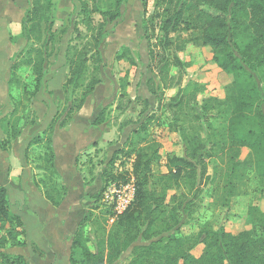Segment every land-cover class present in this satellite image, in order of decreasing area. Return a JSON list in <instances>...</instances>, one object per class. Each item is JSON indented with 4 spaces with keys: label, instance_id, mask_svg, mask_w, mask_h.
Instances as JSON below:
<instances>
[{
    "label": "trees",
    "instance_id": "1",
    "mask_svg": "<svg viewBox=\"0 0 264 264\" xmlns=\"http://www.w3.org/2000/svg\"><path fill=\"white\" fill-rule=\"evenodd\" d=\"M122 3L123 0L81 1L73 32L75 38H81L78 25L83 23L89 35L80 48L71 43L66 48L67 77L62 85L64 106L27 145L26 157L31 147L41 149L33 167L39 171L35 184L53 206H59L67 193L54 164L53 134L56 128L65 126L72 119L99 82L93 78L92 82L83 83L89 63L94 70L102 63L100 43L107 23L120 16ZM160 3L164 4L161 29L165 35L159 45L162 52L155 55L161 64L160 80L165 88L169 87L168 80L173 78L169 74L170 68L183 66L176 52L184 50L186 45L175 43L168 37L169 33L182 28L196 29L198 35L192 40L194 44L208 47L212 60L232 77L223 100H220L229 106L225 137L220 143H214L216 148L206 147L199 134L189 135L179 127L184 155L169 156L166 172L157 176L152 171V163L159 158L158 147L128 142L132 145L129 150L135 156L132 167L135 198L113 221L115 227L111 233L94 232L95 249L87 245L84 227L91 213H85L73 233L69 264H116L127 251L130 259L125 264H264V210L255 206L248 209L250 228L237 233L223 227L215 229L206 222L191 235H163L179 224L181 216H184V224L192 219L194 202L202 193V184L210 179L206 162L215 153L222 157V164L226 166L221 184L216 185L217 191L224 192L226 202L238 193L239 185L247 180L249 173H255L264 181V86L261 93L255 79V75H262L264 71V0H160ZM52 7L53 0H31L22 30V36L30 46L20 62L31 68L35 92L45 79L46 61L53 53ZM92 11L101 16L97 25H94ZM238 40L244 44L239 45ZM18 64L14 62L11 70ZM12 99L9 94V100ZM194 99L195 92L180 95L172 105L178 108L174 113L176 120L183 103ZM207 100L201 102L204 107L209 104ZM215 101L219 102L216 98ZM100 117L99 114L92 123L98 124ZM4 120L5 117H1L4 136L0 139V149L8 150L21 130L13 124L7 127ZM140 128L134 134L138 135ZM242 148L248 151L244 159L240 158ZM146 149L152 152L148 153ZM154 178L159 190L151 188ZM103 187L93 197L108 205L103 201ZM181 188L184 189L181 194L168 195L169 191ZM96 208L97 205L92 207L91 212ZM109 208L111 210V205ZM0 231V264H32L22 254L6 252L10 243L25 245V229L20 215L11 211L7 190L1 183ZM198 245L202 246L201 252L195 256L192 250Z\"/></svg>",
    "mask_w": 264,
    "mask_h": 264
},
{
    "label": "rangeland",
    "instance_id": "2",
    "mask_svg": "<svg viewBox=\"0 0 264 264\" xmlns=\"http://www.w3.org/2000/svg\"><path fill=\"white\" fill-rule=\"evenodd\" d=\"M81 1L87 0H53V53L46 61L45 79L35 92L31 68L20 62L25 58V51L30 46L22 36V30L31 0H0V72L8 73V93L13 98L9 100L8 112L4 114L7 127L13 124V127L22 130L25 125L35 124L38 118L33 102L39 96L52 101L56 111L64 106L63 90L61 97L55 98L48 82L61 65L67 67V46L71 43L80 48L88 40L89 33L83 23L78 25L81 38H75L73 32V24L79 19L77 12ZM163 8L164 4L162 5L160 0H123L120 16L107 23L100 43L101 65L94 70L93 65L89 63L85 73L84 84L92 82L93 78L99 80L86 99L95 100L90 102L95 118L101 115L98 124L92 123L94 127L100 128V133H92L94 136L91 135L90 148L76 158V170L84 176L87 184L93 185L97 178L101 182L85 200V213H91L90 220L84 227L90 249L96 247L95 231L106 234L111 233L115 227L110 221L112 212L109 205L95 201V194L103 186L106 189L111 182L134 178L132 167L135 156L129 150L132 145L128 142L134 141L139 146L150 148L158 147L159 158L152 163V171L157 176L166 172L165 163L169 156L184 155L180 128L189 135L199 134L206 147L216 148L214 143H220L225 137L229 106L220 100H223L232 77L212 60L208 47L194 44L192 40L198 35L196 29L182 28L169 33L168 37L175 43L184 42L186 45L184 50L176 52L183 66L170 68L169 74L173 78L168 80L169 87L165 88L160 80L158 73L161 64L159 57L155 55L162 52L159 45L165 38L161 29ZM92 18L94 25L102 20L96 11H92ZM238 44L242 46L244 42L238 40ZM14 62L19 64L12 71ZM255 79L262 93L264 71L262 75H255ZM194 92V101L183 103L179 113L177 112L179 117L176 120L174 113L178 108L172 105L180 95ZM215 98L219 102L215 101ZM206 99L209 104L204 107L201 102ZM141 125H144V128H140ZM46 126L34 136L40 134ZM139 128V134H134ZM146 151L152 152L150 149ZM40 152L38 146L29 149L27 159L31 161V167L38 162L37 155ZM247 155V149L242 148L240 158L244 159ZM225 170L226 166L222 164V157L218 154L215 153L207 160L206 173L210 179L202 184V193L194 202L192 219L184 224V216H181L179 224L163 235H191L206 222L215 229L223 227L232 233L250 228L248 209L255 206L264 210V181L255 173H249L247 180L239 185L238 193L226 202L224 192L216 189V185L221 184ZM151 188L160 189L156 178L151 182ZM182 191L183 188L171 190L168 195L181 194ZM95 205L98 208L91 212ZM201 248V245L196 246L192 253L198 256ZM17 251L24 252L26 261L48 264L44 260L46 257L42 254L38 256L36 252H32L31 247L24 248L14 243L7 246L6 252ZM129 259L130 253L127 251L120 256L116 264H125Z\"/></svg>",
    "mask_w": 264,
    "mask_h": 264
},
{
    "label": "crops",
    "instance_id": "3",
    "mask_svg": "<svg viewBox=\"0 0 264 264\" xmlns=\"http://www.w3.org/2000/svg\"><path fill=\"white\" fill-rule=\"evenodd\" d=\"M66 77L67 67L63 64L49 80L48 87L54 91L55 98L61 97ZM7 79L8 73L0 72V119L8 112L10 105ZM93 101L86 99L69 123L56 128L52 137L55 168L67 188L59 206L51 205L44 198L35 184L39 171L31 167V161L25 155L31 138L46 126L56 112L52 101L40 96L34 99L33 108L38 118L36 123L25 125L10 149H0V183L7 190L11 211L18 213L23 221V247H31L38 256H45L48 264H69L73 233L85 214V200L101 184L98 178L93 185L86 184L84 176L76 170V158L90 148L92 133H100V128L92 125L95 113L90 102ZM3 136L0 126V139ZM15 253L25 257L23 251Z\"/></svg>",
    "mask_w": 264,
    "mask_h": 264
},
{
    "label": "built area",
    "instance_id": "4",
    "mask_svg": "<svg viewBox=\"0 0 264 264\" xmlns=\"http://www.w3.org/2000/svg\"><path fill=\"white\" fill-rule=\"evenodd\" d=\"M135 193L134 178L127 181H114L107 185L103 193V201L111 205V222L130 206L135 198Z\"/></svg>",
    "mask_w": 264,
    "mask_h": 264
}]
</instances>
